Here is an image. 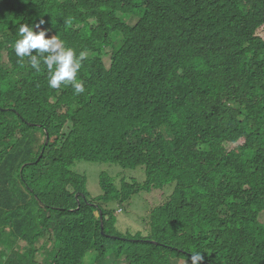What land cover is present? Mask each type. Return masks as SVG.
<instances>
[{"label": "trees", "instance_id": "trees-1", "mask_svg": "<svg viewBox=\"0 0 264 264\" xmlns=\"http://www.w3.org/2000/svg\"><path fill=\"white\" fill-rule=\"evenodd\" d=\"M39 19L83 94L15 55ZM263 27L264 0H0V264H264ZM79 162L129 171L93 198Z\"/></svg>", "mask_w": 264, "mask_h": 264}, {"label": "clouds", "instance_id": "clouds-1", "mask_svg": "<svg viewBox=\"0 0 264 264\" xmlns=\"http://www.w3.org/2000/svg\"><path fill=\"white\" fill-rule=\"evenodd\" d=\"M44 23L43 19H39L38 23L34 25L22 24L19 27L18 39L13 44L15 55L20 58L30 57V66L37 71L40 70L41 63H43L47 68V83L50 88L58 89L62 84H71L74 94H83L85 88L82 82H77V73L81 69V62L86 58V53L80 52L77 55L72 48L66 47L63 41L55 35L46 38L48 30L41 27ZM33 50H35V54H33ZM101 178L100 176V180ZM111 178L114 183L117 181L115 178ZM78 195L76 194V199ZM97 213L99 216L102 215ZM202 261L203 256L200 252H195L190 257V264H202Z\"/></svg>", "mask_w": 264, "mask_h": 264}, {"label": "rangeland", "instance_id": "rangeland-1", "mask_svg": "<svg viewBox=\"0 0 264 264\" xmlns=\"http://www.w3.org/2000/svg\"><path fill=\"white\" fill-rule=\"evenodd\" d=\"M128 22H134L132 19L128 20ZM260 35L264 36V27L262 29H260L259 32ZM89 56H93L91 54H89ZM103 63L106 67L110 66L111 64V60H110V53L109 50L104 49L103 51ZM67 132V130H64V133ZM129 171V170H128ZM128 171L125 173V170H117L115 168H112L110 166H106V165H102V164H90V163H85V162H79L74 164V166L72 167V172H75L78 175H83L86 178V189L88 191V193L90 195H92V197L96 198L99 195L102 194V189L100 186V176L103 172H107L110 174L111 177L115 178L117 177V175L120 176L121 178H125L128 175ZM115 180H118V178H115ZM147 196V197H146ZM151 194H145V198H147V202L151 205L153 204H158L163 202L164 197L163 198H158V201H151L153 199V197H151ZM168 196V194L166 195V197ZM162 200V201H161ZM113 208H117L119 209L117 203H113L112 204ZM141 207V203L140 202H132V205L130 207H128L126 210V212L124 214H119L118 218H119V224L118 227L120 229L121 232L123 233H128V232H133L134 229L132 228V226L130 225V222H134L138 229H146L147 225H145L144 221L140 218V221H138V217L133 218L134 215L137 213V211L140 209ZM96 216L99 217V214L96 213ZM149 227V226H148ZM147 227V228H148ZM134 233V232H133ZM47 240V239H45ZM41 246H44L45 248L49 247V244L47 246V244L45 243V241H42L40 243L39 248H42ZM15 250L18 251L19 254H23L24 250L21 249V247L19 246L18 248H15ZM87 262V261H86ZM41 264L43 262H40ZM172 264H185L183 262H179V261H173Z\"/></svg>", "mask_w": 264, "mask_h": 264}]
</instances>
